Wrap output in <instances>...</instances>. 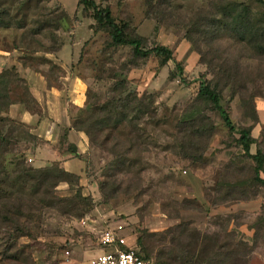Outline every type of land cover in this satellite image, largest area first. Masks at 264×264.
Segmentation results:
<instances>
[{
	"label": "rangeland",
	"instance_id": "374dc122",
	"mask_svg": "<svg viewBox=\"0 0 264 264\" xmlns=\"http://www.w3.org/2000/svg\"><path fill=\"white\" fill-rule=\"evenodd\" d=\"M23 1L5 0L1 4L17 13ZM77 1L38 0L37 6L31 1L30 17L42 8L47 12L56 6L72 17L69 30L58 31L64 43L59 52H24L29 55L23 58L26 66L19 62L18 52L6 56L7 60L0 59V68L12 62L18 65L19 75L29 69L23 79L29 91L31 87L40 98L32 108L36 111L35 118L28 123L21 120L24 105L13 104L7 116L17 125H24L15 131L16 143L10 152L0 159L9 172L21 156L37 168L61 165L79 176L81 193L90 196L92 203L80 211L72 208L64 199L76 195L78 188L59 183L45 199L48 208L39 223L41 227L34 230L32 238L20 237L6 256H3L5 244H1L6 232L0 226V264H87L90 258L106 250L98 245V236L106 226L115 223L124 225L129 246L154 264H164L156 258L161 244L146 239L141 247L137 237L143 231L161 233L177 225L181 227L173 229L174 242L171 245L167 240L165 245L167 250L185 248L191 257L190 264H264V187L247 185L252 177L250 161L242 159L233 139L237 135L232 136L228 131L219 112L206 110L216 129L204 159L196 165L181 157L176 138L167 130L151 133L150 126L142 121L135 132L137 135H128L133 137L129 141L125 138V165L107 150L110 142L94 144L83 133L84 138L65 127V121L76 113L77 107L104 100L108 95L105 79L110 69H117L133 58L129 46L108 47L107 33L95 32V21L83 13ZM94 1L100 6H109L116 21L126 22L143 38V47L162 44L172 50L173 60L166 66L157 68V58L150 55L134 62L125 74L132 90L152 97L158 114H184L198 92L199 80L203 76L212 77L208 73L212 68L199 62V54L184 38L189 18L208 0H172L169 11L175 16L167 20H157L154 12L147 15V0ZM238 1L255 3L254 0ZM22 32L0 29V48L12 51L13 43L20 41ZM40 38L48 43L47 37ZM0 50L1 55H6L5 50ZM211 50H207V61L216 55L222 59L229 57L240 65L236 88L245 85L244 95L258 94L261 97L256 98H264V58L257 59L249 50L228 41L222 42L217 52ZM179 72L182 79L177 75ZM34 74L40 83L30 84L29 76ZM229 88L223 91V108L237 127L249 124L247 106L238 98L231 100ZM69 144L78 146L79 157L67 151ZM257 146L264 151V123ZM65 156H71V160L64 162ZM101 182L104 183L102 190ZM255 189L257 196L253 199H238ZM227 191L230 199L221 202ZM27 195H23L25 201H28ZM26 214L27 210L20 222L25 223Z\"/></svg>",
	"mask_w": 264,
	"mask_h": 264
},
{
	"label": "trees",
	"instance_id": "16d2710c",
	"mask_svg": "<svg viewBox=\"0 0 264 264\" xmlns=\"http://www.w3.org/2000/svg\"><path fill=\"white\" fill-rule=\"evenodd\" d=\"M31 1L24 0L17 13L11 12L9 7L2 5L5 0L0 3V29L23 30L20 41L12 45V50L20 54L18 60L23 66H26L23 58L29 56L24 52L52 54L59 52L64 43L58 31L69 30L73 21L68 12L59 6L47 12L42 8L30 17L28 12L32 6ZM33 1L34 6H37L38 0ZM254 2L252 5L238 0H208L207 4L198 8L189 18L184 38L199 54V62L212 68V71L208 72L212 77L208 79L203 76L199 80L198 92L186 109L188 113L185 111L181 116H176L166 112L158 114L152 97L139 95L137 91L132 90L125 74L134 62L150 55L157 58V68L166 66L169 60H173L172 50L162 44H154L150 48L143 47V38L137 36L126 22L121 24L116 21L109 6H100L94 0H78L77 6L95 21V26L93 25L96 27L95 32L107 33L108 47L129 46L133 58L127 64L122 63L117 69H110L109 76L105 79L108 82V95L104 96L102 101L77 107L76 113L69 118L68 130L83 133L94 144L110 142L107 150L118 159L119 163L125 165V138L128 141L132 140L133 137L128 135H137L135 132L142 121L150 126L151 133L167 130L172 138H176L181 157L196 165L204 159L209 140L216 129L206 110L217 111L232 136L237 135L233 139L242 154V159L250 161L252 177L248 179L247 185L255 188L264 187V178L261 176V172H264V151L257 146L260 134L256 138L252 136V129L259 121L254 100L256 96L261 97V95H244L245 85L236 88L240 71L238 62H232L229 57L222 59V56L216 55L207 61V50L212 49L211 52H217V47L224 41L249 50L257 59L264 58V0H254ZM172 3V0H147V15L154 12L157 20L170 19L175 16L171 10L169 11ZM162 6L165 7L161 8ZM41 36L48 38L47 44L41 40ZM0 49L9 51L2 47ZM177 75L180 79L183 78L182 73L179 72ZM98 79L103 80L100 77ZM25 83L15 66L0 71V158L4 153L10 152L16 143L15 131L24 125L22 123L17 125L15 120L7 116L10 106L21 103L27 111L36 112L32 108L34 104L37 106V102ZM230 86L231 100L238 98V101L248 108L249 124L247 125L237 127L229 112L223 108L221 103L223 91ZM87 98L89 99L90 96ZM145 130L148 131V127ZM28 136L35 137L29 133ZM133 144L131 142L130 146L132 147ZM253 145L255 152L251 153ZM118 150L120 152H115ZM67 151L77 157L80 155L74 144H69ZM61 182L78 188L76 195L64 199L69 206L78 211L83 207L91 206L92 198L81 193L79 176L67 171L63 166L37 168L27 164L25 158L21 156L14 163V169L9 172L0 159V226L6 232L1 243L5 244L3 256L8 254L9 248H12L20 237L32 238L34 230L41 227L39 223L43 219L44 210L48 208L45 199L53 194L54 189ZM103 184L102 182L99 184L101 190ZM25 194H28V201L23 199ZM228 194L227 191L220 201L228 202L230 199ZM255 196L257 189L238 199L250 200ZM15 206L16 211H14ZM26 210L27 220L22 223L19 219L25 216ZM180 227L177 225L173 229ZM173 229L161 233L143 231V235L137 237V243L143 247L146 239H154V242L161 244L156 252L158 261L164 264H190L191 257L185 248L180 251L171 248L167 250L165 242L169 240L171 245L174 242ZM16 258L19 259V256Z\"/></svg>",
	"mask_w": 264,
	"mask_h": 264
},
{
	"label": "built area",
	"instance_id": "2783aa9c",
	"mask_svg": "<svg viewBox=\"0 0 264 264\" xmlns=\"http://www.w3.org/2000/svg\"><path fill=\"white\" fill-rule=\"evenodd\" d=\"M124 231L121 223L106 226L98 236V245L106 250L90 258L88 264H154L139 250L129 246Z\"/></svg>",
	"mask_w": 264,
	"mask_h": 264
},
{
	"label": "crops",
	"instance_id": "0c3cea01",
	"mask_svg": "<svg viewBox=\"0 0 264 264\" xmlns=\"http://www.w3.org/2000/svg\"><path fill=\"white\" fill-rule=\"evenodd\" d=\"M1 51V50H0ZM13 52H16V54H18L17 53V51L16 50H12V51H4V53L6 54V55H1V53H0V59H9V58H5L6 56H10L11 54H13ZM2 56H4V57H2ZM19 56V55H18ZM11 66H15L16 67V69H17V72H19V66L18 65H15V63H11V64H7V65H5V67H1L0 68V71L2 70V69H4V68H9V67H11ZM21 67V66H20ZM28 70L29 69H27V71H25V73H21V77L23 78L24 77V75H25V77H26V74H27V72H28ZM29 73V72H28ZM40 78L38 77H36V75L34 74V75H32V76H29V80H30V84H31V82H32V84H36V83H40V80H39ZM75 79H77V78H75ZM45 83V82H44ZM37 88H38V86H37ZM30 91H31V93H32V95H33V97L35 98V100L36 101H40V98H39V96H37V95H35V92L33 91V89L30 87ZM254 103H255V108H256V112H257V115H258V119H259V121L256 123V125L253 127V129H252V136L253 137H258L259 136V134H260V131H261V127H262V124L264 123V98H255V100H254ZM22 105V104H21ZM13 104L10 106V108H9V110H8V113H7V115L9 114V112L12 110V108H13ZM34 118H35V116H34V114L33 113H31V112H29V111H27V110H25L24 109V112H23V116H22V118H21V120H23V121H25L26 123H28L29 122V120H31L32 119V121L34 120ZM64 124V123H63ZM65 127L68 129V127H69V119L67 120V121H65ZM70 132V131H69ZM72 133H74L73 131H71ZM78 136L80 137H82V136H84V135H81V133H78ZM82 138H84V137H82ZM75 146H76V148H77V152H78V154H80V152H79V148H78V146L76 145V144H74ZM254 146V145H253ZM252 146V147H253ZM255 152V149H253L252 150V148H251V153H254ZM71 158V156H69V157H64V162L65 161H69V160H71L70 159ZM63 162V163H64ZM67 170V169H66ZM264 172H261V176L263 177L264 175ZM264 178V177H263ZM88 264V263H87Z\"/></svg>",
	"mask_w": 264,
	"mask_h": 264
}]
</instances>
